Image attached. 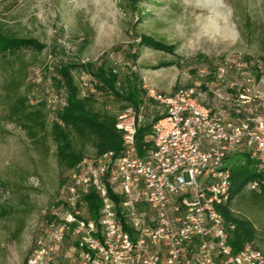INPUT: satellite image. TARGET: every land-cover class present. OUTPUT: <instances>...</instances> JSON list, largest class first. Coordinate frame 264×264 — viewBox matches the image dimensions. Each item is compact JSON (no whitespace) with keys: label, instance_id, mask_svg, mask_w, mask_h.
<instances>
[{"label":"rangeland","instance_id":"obj_1","mask_svg":"<svg viewBox=\"0 0 264 264\" xmlns=\"http://www.w3.org/2000/svg\"><path fill=\"white\" fill-rule=\"evenodd\" d=\"M230 15L227 40L198 39L201 25H211V6L196 0H0L4 33L34 38L43 49L22 47L13 54L0 52V264H24L40 228L51 218L61 195L70 153L79 158L96 155L95 139L78 135L52 121L63 103L64 90L56 84L58 67L65 62L95 61L119 74H138L141 97L147 88L170 93L178 87H224L214 74L225 58L259 60L264 92V0H226ZM237 33L235 39L232 35ZM147 35L170 46L165 52L140 45ZM136 55L133 61L132 57ZM80 96L97 111L118 114L130 102L94 87L81 69L71 71ZM204 75V76H203ZM231 75V74H230ZM128 81L116 85L125 91ZM133 85V83H131ZM41 105L44 128L31 138L12 115L14 99ZM146 99L145 124L153 122L157 105ZM37 108V109H38ZM58 132L68 147L59 151ZM247 186V185H246ZM245 188L230 209L254 228L252 245L264 254V197Z\"/></svg>","mask_w":264,"mask_h":264},{"label":"built area","instance_id":"obj_2","mask_svg":"<svg viewBox=\"0 0 264 264\" xmlns=\"http://www.w3.org/2000/svg\"><path fill=\"white\" fill-rule=\"evenodd\" d=\"M253 66L259 60L225 58L214 74L223 92L207 81L205 89L147 88L159 118L141 153L145 99L120 111L121 150L82 158L66 172L26 264H264L251 242L233 250L235 225L218 210L229 200L232 156L264 175V92ZM246 188L258 190V182ZM91 191L96 214L84 199Z\"/></svg>","mask_w":264,"mask_h":264},{"label":"trees","instance_id":"obj_3","mask_svg":"<svg viewBox=\"0 0 264 264\" xmlns=\"http://www.w3.org/2000/svg\"><path fill=\"white\" fill-rule=\"evenodd\" d=\"M140 45L150 47L156 50L170 52L172 48L161 41H157L150 36H139ZM22 47H30L33 50L40 51L43 49V44L38 42L34 38L17 37L11 34L3 32L0 25V52L13 54L20 50ZM133 61L136 59V55L131 56ZM81 69L92 77L94 87L103 92L110 93L116 97H120L125 101L130 102L133 107H138L143 103L146 98V91H144L141 97L139 90L136 88L135 83L140 81L138 74L131 72L128 75L119 72L112 66L106 67L95 61H81V62H65L61 63L58 67L59 78L56 80V84L59 88L64 90V97L62 105L57 109L55 118L52 121L54 130L58 131L60 125L70 128L78 135H90L95 139L96 154L102 155L106 152H114L115 154L121 150L122 137L121 133L116 128V116L103 111H97L89 107L87 99L80 96L78 86L75 84L71 71L73 69ZM253 72L256 80L261 79L263 71L261 67L253 66ZM123 80L128 81V88L125 91L118 90L116 85ZM133 83V85L131 84ZM203 88L205 86L203 85ZM150 100V99H149ZM41 107L43 104H40ZM40 109L28 104L27 97L24 95L17 96L12 105V115H14L19 122L20 126H23L31 138L35 137L36 128H44V120L41 116ZM145 103V110H146ZM38 108V109H37ZM159 118L156 115L153 122ZM151 123L140 126L137 130L136 140L140 153L143 145L148 146L149 140L145 137L150 134ZM58 139L60 143H64L57 146V149L62 152L64 148L68 147V141L64 134L58 132ZM70 159L68 167H73L77 162L81 160L75 154L70 153ZM231 162V185L229 200L225 206H219L218 210L222 213L224 219L235 225L233 235L231 238V245L234 251H238L247 242H252L254 238V228L251 223L245 219L235 216L230 205L236 195H238L247 185L249 181L258 182V190H253L258 195L264 197V175L254 165L251 167L247 163L242 162L240 155H235L230 158ZM113 198V194H111ZM87 203V209L91 214H96L100 206V200L93 191L88 193L84 197ZM26 264V260L24 262Z\"/></svg>","mask_w":264,"mask_h":264},{"label":"clouds","instance_id":"obj_4","mask_svg":"<svg viewBox=\"0 0 264 264\" xmlns=\"http://www.w3.org/2000/svg\"><path fill=\"white\" fill-rule=\"evenodd\" d=\"M196 3L205 6L210 5L214 16L211 25H201V30L197 38L202 40L206 39L212 43H217L220 40H227L229 37L225 35V29L228 24L230 9L226 4V0H196ZM237 35V33L233 32L231 38L235 39Z\"/></svg>","mask_w":264,"mask_h":264}]
</instances>
